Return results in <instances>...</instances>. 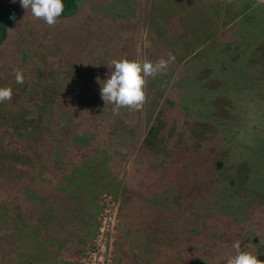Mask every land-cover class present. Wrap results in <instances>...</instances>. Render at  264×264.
Segmentation results:
<instances>
[{
    "label": "rangeland",
    "instance_id": "obj_1",
    "mask_svg": "<svg viewBox=\"0 0 264 264\" xmlns=\"http://www.w3.org/2000/svg\"><path fill=\"white\" fill-rule=\"evenodd\" d=\"M0 1L13 2L18 7L8 28L9 35L0 43V87H10L13 91L10 101L0 103V264H118L121 242L118 238L120 232L125 231L128 212L126 207L121 209L118 183L142 186L143 183L137 182L138 177L151 160L146 152L138 156L136 149L146 137L147 144L160 151L155 153L150 147V154L157 155L151 165L160 174L157 173L156 179L146 180L152 191L144 190L141 203L154 209L157 237L162 241L173 238L172 247L178 246L180 252L188 249L196 239L190 236L191 229L197 228L193 224L195 217L200 216L199 221L208 223L211 213L207 203L210 205L214 198H219L220 191H225L228 194L225 201L234 217H243L247 210L256 208L252 216L255 217L253 229L243 233V239L239 238L242 251L264 261V0L221 2L220 20L230 5L239 9L237 15L227 18L225 27H232L238 19H247L235 24L234 32L249 35L245 40H250L254 33L257 36L254 44L243 45L249 54L247 68L241 69L240 62L230 69L241 77L238 87L223 86L227 63H223L222 70L216 69L209 51H204V59V53L199 58L193 52L189 58L195 56L191 62L194 66L201 59L207 61V65L203 64L206 70L201 71L198 78L194 70L191 72L199 91H204L201 95L194 88L192 92L182 89L183 82L178 80L180 67L172 62L155 78H146L147 98L141 110L121 108L119 114L113 113L114 105H107L100 94V82L110 75L102 76L104 79L98 82L97 74L101 69H110L107 65L113 59L153 63L159 60L147 54V50L157 49L159 43L145 10L159 0H79L74 14L59 18L51 27L35 19L30 10L21 6L20 0ZM205 1L176 0L174 3L181 5L177 10L179 14H193ZM172 11L167 9L165 18L172 17ZM120 18L130 22L129 27L124 28ZM252 21L255 30L249 26ZM77 36L80 39H74ZM74 48H79L80 55L72 53ZM16 69L24 74L23 84L16 82ZM245 72L250 74L245 76ZM232 76L228 77L229 81ZM202 98L205 110L200 104ZM161 108L165 110L159 117ZM124 131L129 137L136 135L139 143L134 151L130 149L123 156L114 181L103 183L101 165L95 164L96 171L94 166L93 185L96 181L99 185L91 194L97 222L95 234L78 252L71 253L67 252L70 243L59 245V237L37 240L36 216L27 212L21 214L14 207L24 192L15 181L24 182L43 157L42 152L35 151L39 140L53 143L50 163L63 152L72 161L69 162V165L73 163L71 167L84 169L89 159H96L99 154L107 158L106 152L121 149L117 135ZM176 141L192 147L210 145L217 149L218 158L225 161L222 169L208 171L207 190L201 195L198 193L200 198L195 197V200L179 202L180 192L174 190L171 182L173 170L167 167L164 149ZM133 166L137 167L134 171ZM125 202L131 208L132 202H138L132 190L127 193ZM248 203L252 206L247 207ZM249 241L252 245L247 251ZM185 252L187 261L195 259L196 249ZM231 255L233 252L226 253L225 257ZM217 259L215 256L208 264H218Z\"/></svg>",
    "mask_w": 264,
    "mask_h": 264
},
{
    "label": "trees",
    "instance_id": "obj_2",
    "mask_svg": "<svg viewBox=\"0 0 264 264\" xmlns=\"http://www.w3.org/2000/svg\"><path fill=\"white\" fill-rule=\"evenodd\" d=\"M78 1L64 0L65 11L60 18L74 14L77 10ZM174 1L176 0H159L151 8L145 9L148 24L155 32L156 40L159 43L157 49L154 51L147 50L148 56L155 57L156 59H168L169 55H174L176 66L180 67V78L178 80L183 82L181 83L182 89L192 92V88H194L201 95L204 91H199L200 87L197 88L196 81L192 78L193 74L191 75V72L194 70V74L197 77L201 71L206 70V66L204 67L203 64L207 65V61L203 59L206 55L204 51L207 50L216 69L222 70L225 67L223 63H227L228 65L227 69H225L227 72L224 79L225 85L223 86L227 85L232 89L238 87L241 77L238 78L230 69L234 65L240 64V62L242 63L241 69L243 67L247 68L245 65L249 63V54L247 53L248 51H245L243 45L247 47L249 44L252 45L257 41L255 33L250 40H245V37L249 35L242 36L234 32L235 24L243 23L247 19H238L232 27H225L224 23L227 18L238 14V7L230 5L220 20L219 11L221 9V2H224L223 0H206L202 7L193 14H182V12L179 14L177 10L181 5L177 4V2L174 3ZM92 8H96V2ZM167 9L173 10L172 17L165 18L164 13ZM17 12L18 7L13 2L0 1V43L9 35L8 28L13 23ZM155 16H159L161 19L158 20ZM251 18L254 19L252 15ZM120 21L124 28L129 27L130 22L128 24V21L124 18H120ZM253 22L249 26L252 27V30H255ZM61 30H64L63 27L60 28V32L62 33ZM79 36L74 37V39L78 40L82 38V36L80 38ZM193 52H196L198 54L196 56L198 57L201 53H204L203 59L199 60V64L195 66L191 64L195 56L189 58L190 55L194 54ZM72 53L80 55L79 48L78 50L74 48ZM238 59H241V61ZM220 64L221 67L218 68ZM191 65L193 68H191ZM112 71V69H101L97 74V78L99 80L104 79L102 76L111 75ZM248 74L250 73L245 72V76ZM230 76L232 77L229 81L228 77L230 78ZM234 78L235 80L233 81ZM244 84L242 82V85ZM200 104L205 110L204 99ZM164 110L165 108L159 110V117L164 113ZM167 130L169 131V127ZM127 134V131H124L123 134L117 135L122 143L121 149H113L112 152H106L107 158L103 154H99L96 159H89L84 169H80L78 166L71 167L73 163L72 165L69 164L72 161L63 152L61 156L51 159L53 162L50 163L49 158L53 151V143L46 139L39 140L35 151L42 152L43 157L39 159L35 168L31 169V174L25 178L26 182L19 179L15 181V184L24 192H22L19 200H16L18 205L14 207L21 214L27 212L36 216L34 233L37 240L41 241L43 238L52 236L59 237V245L67 242L70 243L67 252L71 253L78 252L80 246L95 234L97 222L95 219V209H93L95 203L91 194H93L92 189L94 187L99 188V185L97 181L93 185L95 182L94 166L96 171L98 167L95 164L98 162L101 165L99 172L102 174L100 180L103 183L105 181L108 183L114 181V175L119 172L123 156L130 149L134 151L135 146L139 143L138 139H135L136 135L129 137ZM147 142L148 137L139 143L136 151L138 156L146 152L150 160L153 161L157 155L154 153L150 154V147H152L151 150L155 153H159L160 151L155 150V147L148 145ZM216 153L217 149H214L210 145L192 147L191 145L181 144L177 141L165 147L164 158H168L167 167L171 166L170 169L173 170L171 182L174 184V190L180 192V195L177 197L179 202H185L190 199L195 200V197L200 198L198 193L201 195L207 190L208 171L222 169L225 165V161L219 159V155ZM151 161L148 165L145 164L146 171L140 173L138 177L137 182L143 183L141 187H129L128 184L118 183L122 194L121 209L123 210L126 207L125 211H128L124 225L125 231L123 233L120 232L118 238L121 240L118 264H208V262L214 260L215 256L218 258V264H227L228 258L236 254L233 250V243L240 241L242 244L239 237L243 239V233H247L248 230L253 229L252 224L255 217L252 216L254 215L255 207L247 210V214L243 217H238V219L234 217L231 208H229L228 203L225 201V196L228 194L225 191H220L219 198H214V202L210 205H208L209 202L207 203V207L210 206L208 209L211 213V219L206 223V221L202 222L198 220L200 216L195 217L193 224L194 228H197L191 229L190 236H194L196 239L188 245V249H183L180 252L178 246L176 248L172 247L173 243L171 239L173 238L165 239L164 242L157 237V220L154 209L141 204L144 190L147 193H151L152 191L150 183H146V180L156 179L157 173H159L157 168L154 169L152 167ZM135 169L137 167L133 166L132 170L134 171ZM48 177L52 179L51 182H49ZM53 182L54 185H50ZM130 190L133 191L138 201L132 202V208L128 207L127 202H125L127 193ZM139 198H141L140 201ZM205 201H207L206 197ZM251 204L248 203L247 207H250ZM43 208L48 209L49 212ZM216 211L219 214L216 215L217 212L212 217V214ZM196 215H198V212ZM176 229L178 230V227ZM136 232L138 236H136ZM175 234L177 235L179 232L177 231ZM246 241L247 237L243 244ZM192 244H194L195 248ZM246 244L248 246L247 251H249L252 241ZM195 249V259L187 261V255L183 253ZM232 252L233 255L225 257L226 253L232 254ZM205 258L206 261L204 260Z\"/></svg>",
    "mask_w": 264,
    "mask_h": 264
},
{
    "label": "clouds",
    "instance_id": "obj_3",
    "mask_svg": "<svg viewBox=\"0 0 264 264\" xmlns=\"http://www.w3.org/2000/svg\"><path fill=\"white\" fill-rule=\"evenodd\" d=\"M15 2V0H14ZM21 6L37 20H43L48 26H54L65 11L64 0H20ZM175 61L174 55L168 59L161 58L155 63L150 61H133L129 59H113L107 65L113 69L110 77L102 81L100 94L105 103L114 105L112 111L119 114L121 108L141 110L146 102V78H155L164 72L170 63ZM15 79L24 83V74L15 70ZM98 82H99V78ZM13 91L10 87H0V103L10 101ZM235 255L227 260V264H264L250 252L241 250V242L233 243Z\"/></svg>",
    "mask_w": 264,
    "mask_h": 264
}]
</instances>
